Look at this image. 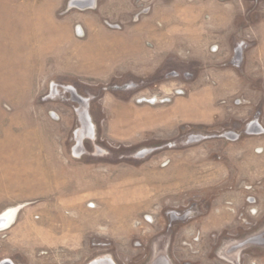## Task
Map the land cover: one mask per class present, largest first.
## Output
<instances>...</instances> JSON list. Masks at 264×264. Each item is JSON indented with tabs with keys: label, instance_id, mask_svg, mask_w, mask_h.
Masks as SVG:
<instances>
[{
	"label": "rangeland",
	"instance_id": "rangeland-1",
	"mask_svg": "<svg viewBox=\"0 0 264 264\" xmlns=\"http://www.w3.org/2000/svg\"><path fill=\"white\" fill-rule=\"evenodd\" d=\"M9 208L0 264H264V0H0Z\"/></svg>",
	"mask_w": 264,
	"mask_h": 264
},
{
	"label": "bare ground",
	"instance_id": "bare-ground-1",
	"mask_svg": "<svg viewBox=\"0 0 264 264\" xmlns=\"http://www.w3.org/2000/svg\"><path fill=\"white\" fill-rule=\"evenodd\" d=\"M16 211L17 210H15L14 208H9L8 210L6 209V211L2 215H0V217H2V218L5 217L6 221H7L6 223L10 224L12 222V220L14 219Z\"/></svg>",
	"mask_w": 264,
	"mask_h": 264
}]
</instances>
